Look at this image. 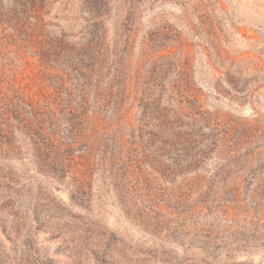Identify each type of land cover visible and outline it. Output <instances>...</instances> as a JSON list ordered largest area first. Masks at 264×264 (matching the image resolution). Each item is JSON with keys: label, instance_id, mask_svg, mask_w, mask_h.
Here are the masks:
<instances>
[{"label": "rangeland", "instance_id": "374dc122", "mask_svg": "<svg viewBox=\"0 0 264 264\" xmlns=\"http://www.w3.org/2000/svg\"><path fill=\"white\" fill-rule=\"evenodd\" d=\"M0 89V264H264V0H0Z\"/></svg>", "mask_w": 264, "mask_h": 264}, {"label": "trees", "instance_id": "16d2710c", "mask_svg": "<svg viewBox=\"0 0 264 264\" xmlns=\"http://www.w3.org/2000/svg\"><path fill=\"white\" fill-rule=\"evenodd\" d=\"M33 10H31L33 19L36 22V28H30V26L27 24V20L25 19V15H26V10H21L20 11V15L19 18H17V20L15 21V23L11 26V30L17 35V36H24V37H37L38 38V31L40 32V13L38 12V10L36 8H32ZM61 88H63V86H61ZM60 88V89H61ZM14 96L10 97V98H6L4 99L3 95H2V90L0 89V112L2 110V106H8V107H13L14 106ZM20 102V100H19ZM23 103V102H20Z\"/></svg>", "mask_w": 264, "mask_h": 264}]
</instances>
